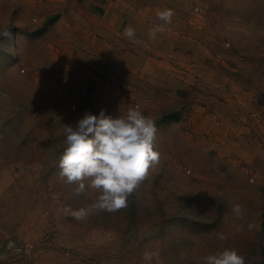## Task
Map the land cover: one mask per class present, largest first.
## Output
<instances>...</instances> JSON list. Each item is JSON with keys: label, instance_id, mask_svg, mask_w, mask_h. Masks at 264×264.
<instances>
[{"label": "rangeland", "instance_id": "rangeland-1", "mask_svg": "<svg viewBox=\"0 0 264 264\" xmlns=\"http://www.w3.org/2000/svg\"><path fill=\"white\" fill-rule=\"evenodd\" d=\"M100 2L0 0V249L10 239L25 264H144L145 251L204 264L225 249L264 264V0ZM137 105L160 164L126 208L74 219L65 209L98 194L60 178L64 127Z\"/></svg>", "mask_w": 264, "mask_h": 264}, {"label": "clouds", "instance_id": "clouds-1", "mask_svg": "<svg viewBox=\"0 0 264 264\" xmlns=\"http://www.w3.org/2000/svg\"><path fill=\"white\" fill-rule=\"evenodd\" d=\"M157 16L170 24L174 12L166 9L158 11ZM163 31V26H157L149 32L150 39ZM0 35L9 37L10 33L5 30ZM124 35L134 40L135 29L129 26ZM157 131L155 120L145 116L139 105L129 107L119 118L106 115L104 111L99 116L86 112L75 126H65L66 148L58 163L59 176L67 184L76 185L77 195L86 191L98 194L88 207L65 211L79 221L93 211L115 213L126 208L128 197L138 183L161 162V154L154 150ZM232 210L237 217L242 215L241 205H235ZM247 227L252 231L257 224L250 222ZM220 239L225 237L221 235ZM142 260L144 264L158 262V253L145 251ZM204 264H247V261L235 250L225 249L206 256Z\"/></svg>", "mask_w": 264, "mask_h": 264}, {"label": "crops", "instance_id": "crops-1", "mask_svg": "<svg viewBox=\"0 0 264 264\" xmlns=\"http://www.w3.org/2000/svg\"><path fill=\"white\" fill-rule=\"evenodd\" d=\"M55 2V0H49ZM86 2H100L102 5L106 3V0H85ZM104 11L102 9H97L96 13H103ZM105 13V12H104ZM10 244H12L11 240L6 241V246L3 249H0V264H25L20 258L21 256H18V253L16 251L9 249Z\"/></svg>", "mask_w": 264, "mask_h": 264}, {"label": "trees", "instance_id": "trees-1", "mask_svg": "<svg viewBox=\"0 0 264 264\" xmlns=\"http://www.w3.org/2000/svg\"><path fill=\"white\" fill-rule=\"evenodd\" d=\"M179 119H180L179 113H173L166 117V120H179Z\"/></svg>", "mask_w": 264, "mask_h": 264}]
</instances>
